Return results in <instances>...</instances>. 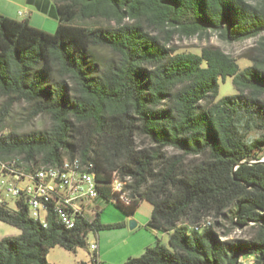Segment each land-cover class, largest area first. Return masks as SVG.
<instances>
[{
	"label": "trees",
	"instance_id": "16d2710c",
	"mask_svg": "<svg viewBox=\"0 0 264 264\" xmlns=\"http://www.w3.org/2000/svg\"><path fill=\"white\" fill-rule=\"evenodd\" d=\"M54 2V33L0 14V131L17 103L29 120H51L5 133L0 158L92 162L96 202H113L115 171L129 178L132 203L117 206L132 216L147 201L146 227L169 240L124 264H264V0ZM209 32L229 42L259 38L252 64L215 46H170L175 35ZM229 77L236 92L219 97ZM254 126L262 132L251 137ZM96 202L93 219L74 229L54 214L45 228L26 208L0 205V220L21 230L0 238V264H51L52 247L75 250L91 231L125 225L101 223ZM234 229L243 235L230 237Z\"/></svg>",
	"mask_w": 264,
	"mask_h": 264
},
{
	"label": "rangeland",
	"instance_id": "374dc122",
	"mask_svg": "<svg viewBox=\"0 0 264 264\" xmlns=\"http://www.w3.org/2000/svg\"><path fill=\"white\" fill-rule=\"evenodd\" d=\"M54 33V32H53ZM259 38H250L244 41L229 42L223 40L217 33L209 32L203 36H180L175 35L170 43L178 51L200 52L205 46H215L221 48L224 52L234 57L242 67L252 64L249 56H253L256 52ZM220 94L223 97L228 94H234L235 88L232 78L226 81H220ZM264 100V95L261 97ZM1 103V101H0ZM24 102L14 105L10 116L4 122V128L0 132L8 133L12 130L19 132H29L48 128L51 124L50 117L41 114L33 119H28ZM260 122L259 120L257 123ZM262 129L253 127L250 129V136L260 135ZM96 204L100 207V221L103 224L124 223L121 228L103 229L100 231H91L87 236V244L78 246L75 250H68L60 245L52 247L48 254L47 260L51 264H94L92 261L93 251L90 244L98 241L102 254L100 256V264H124L128 257H137L144 253L146 247L155 245L159 238L161 243L168 244L169 235L167 233H155L146 227V224L152 213V205L147 201L141 202L134 215L129 216L114 202L98 201ZM93 219V215H92ZM214 220V218H212ZM134 220L138 226L134 229L130 227V221ZM221 223H227L219 219ZM219 232L224 234L226 227H219ZM21 230L7 222L0 220V238L6 236H17ZM243 232L234 229L230 237L242 236ZM142 246L144 248H142ZM253 260V259H252ZM245 264H255L250 258H244Z\"/></svg>",
	"mask_w": 264,
	"mask_h": 264
},
{
	"label": "built area",
	"instance_id": "2783aa9c",
	"mask_svg": "<svg viewBox=\"0 0 264 264\" xmlns=\"http://www.w3.org/2000/svg\"><path fill=\"white\" fill-rule=\"evenodd\" d=\"M120 186L115 171L111 182L113 202L131 204L132 199L120 195ZM99 195L95 169L76 168L75 157L65 169L55 173L38 168L21 169L15 161L0 159V205L13 213L26 208L30 218L46 223V228L50 214L67 229L76 228L82 219L91 220ZM90 249L93 263L100 264L98 241L91 242Z\"/></svg>",
	"mask_w": 264,
	"mask_h": 264
},
{
	"label": "crops",
	"instance_id": "0c3cea01",
	"mask_svg": "<svg viewBox=\"0 0 264 264\" xmlns=\"http://www.w3.org/2000/svg\"><path fill=\"white\" fill-rule=\"evenodd\" d=\"M0 14L20 21L27 20L32 26L49 33L55 32L59 25L54 0H0ZM98 252L101 256L100 245Z\"/></svg>",
	"mask_w": 264,
	"mask_h": 264
},
{
	"label": "bare ground",
	"instance_id": "6f19581e",
	"mask_svg": "<svg viewBox=\"0 0 264 264\" xmlns=\"http://www.w3.org/2000/svg\"><path fill=\"white\" fill-rule=\"evenodd\" d=\"M2 134L0 137L4 136L5 133L0 132ZM1 159V158H0ZM71 159H65L61 164H48L46 166H29L27 163L21 162L18 158H12L9 159V161H15L21 169H34L38 168L41 171L48 172V173H55V171L60 170V169H65L66 164L70 163ZM75 162H76V168H80L82 170H90L94 168V165L92 162H83L80 157H75ZM32 165V164H31ZM116 180L121 182L120 186V195H123L125 199H132L130 195V190L127 188V182L129 181V178L127 180H123L120 176L119 173L116 171ZM43 227L46 228V223H40Z\"/></svg>",
	"mask_w": 264,
	"mask_h": 264
},
{
	"label": "water",
	"instance_id": "95a60500",
	"mask_svg": "<svg viewBox=\"0 0 264 264\" xmlns=\"http://www.w3.org/2000/svg\"><path fill=\"white\" fill-rule=\"evenodd\" d=\"M130 227H131V229L136 228V227H137V222L134 221V220H131V221H130Z\"/></svg>",
	"mask_w": 264,
	"mask_h": 264
}]
</instances>
